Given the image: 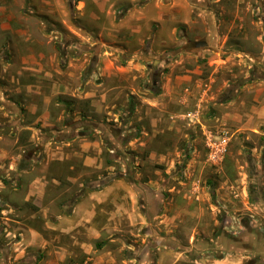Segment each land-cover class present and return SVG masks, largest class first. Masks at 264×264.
Listing matches in <instances>:
<instances>
[{"label":"rangeland","instance_id":"rangeland-1","mask_svg":"<svg viewBox=\"0 0 264 264\" xmlns=\"http://www.w3.org/2000/svg\"><path fill=\"white\" fill-rule=\"evenodd\" d=\"M99 4L0 0V264H264V0Z\"/></svg>","mask_w":264,"mask_h":264},{"label":"crops","instance_id":"crops-1","mask_svg":"<svg viewBox=\"0 0 264 264\" xmlns=\"http://www.w3.org/2000/svg\"><path fill=\"white\" fill-rule=\"evenodd\" d=\"M95 1L99 4V0H95ZM99 6H100V4H99ZM172 18H176V17H172ZM161 19H164V17L162 15V13L159 12V14L157 15V17L156 16L155 17H137L136 21L146 22L147 23V22H150V21L161 20ZM173 20H175V19H173ZM136 30L137 29H134V31H136ZM143 37L144 36H141L140 37V40L141 41L143 40ZM245 37L247 38V36H245ZM120 49H123V48L121 47ZM241 49H239V51L240 52H244ZM245 61H246L245 59H242V58L240 59V63H242V62L244 63ZM255 75H257V76H255L254 78H249V75L248 74L245 76L246 83H248L250 81H254V82H251V83L246 84V86H248V85L249 86L250 85H256L257 84V86L259 87L257 89L256 93H255V96H254V101H255V103H257V105L253 106L250 109V111H252L255 114V116H256V118H257L258 121L264 122V57L261 60V65H259V67L257 68V73ZM177 81L178 80H176V82ZM164 85L167 88V90L169 91V83H166ZM197 85H200V84H197ZM29 91H32L31 85L26 86V92H27V94H28ZM168 91L165 90L163 92H168ZM187 91H188V89H187ZM171 92L179 93V90H173V91H170V93ZM160 95H162V94H160ZM205 95H206V93L205 94L204 93H200L198 95L199 96V100L198 101L200 102V100L204 99L205 98ZM196 97H197V95L194 96L193 102H194V100H195ZM5 102H6L5 103V106L7 108H9L8 110H9L10 113H15V115H19V118H22L23 116L26 115L25 112L21 109V107L23 105L22 102L19 101L18 103H15V102H12L10 100H7ZM197 105H201V103H198L197 102ZM8 106H10V107H8ZM48 113H49V110H47V109H44L41 113H39L38 112V107L36 105L30 106L29 109H28V112H27L28 117L31 119V123H29V126L33 127V124L35 122L38 123L40 121H43L44 124H48V122H45V120H44L49 115ZM250 113L251 112H249L248 114H250ZM21 127L23 128V127H25V125L24 126H21ZM116 135H118V134H116ZM90 147H91V144H87V146L85 145L84 147H82V149L85 150V151H88L90 149ZM85 163L86 164H90V161H88V158H87V160H86ZM35 185H37V186L39 185V189H38L39 191L38 190H31V192L33 194L35 192L39 193L41 191L40 190L42 188V186H41L42 185L41 180H38L35 183ZM95 212H96V209H94V208H92V210L91 209L87 210L86 213L88 214V216L86 218L88 220H90L92 218V216L94 215Z\"/></svg>","mask_w":264,"mask_h":264},{"label":"built area","instance_id":"built-area-1","mask_svg":"<svg viewBox=\"0 0 264 264\" xmlns=\"http://www.w3.org/2000/svg\"><path fill=\"white\" fill-rule=\"evenodd\" d=\"M201 109L196 108L188 112L185 117L190 122L199 121ZM205 145L207 149L208 160L217 163L223 159V156L226 154L228 150V146L230 143V133L226 128L221 130H205Z\"/></svg>","mask_w":264,"mask_h":264}]
</instances>
